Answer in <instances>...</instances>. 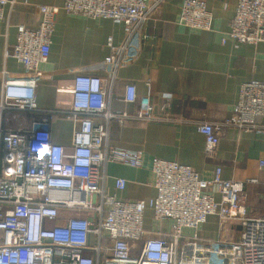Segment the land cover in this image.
Wrapping results in <instances>:
<instances>
[{
    "label": "built area",
    "instance_id": "1",
    "mask_svg": "<svg viewBox=\"0 0 264 264\" xmlns=\"http://www.w3.org/2000/svg\"><path fill=\"white\" fill-rule=\"evenodd\" d=\"M165 0H65L63 9L87 18H109L122 24L126 42L109 46L120 56L140 26ZM14 0H0V19ZM37 28L20 25L12 56L28 71H38L49 60L56 16L60 7L40 5ZM180 23L210 30L213 14L203 0H184ZM234 46L264 42V0H239L224 42ZM113 62L112 56L106 58ZM119 62V61H117ZM110 89L100 76L80 74L75 79L72 105L65 109L40 108L35 80H5L0 100V264H180V246L196 240L209 216L217 215L224 231L229 222L241 226L238 264H264V215L247 208L244 182L222 177L218 167L211 178L190 165L154 157L151 170L157 194L149 200H126L106 190L107 166L133 168L145 164L142 150L115 146L109 140L112 121L149 120L155 116L148 95L138 96L126 86L124 100L139 103L137 112L111 108ZM170 106L167 102L164 110ZM74 123L69 147L51 138L54 116ZM169 115H163L166 119ZM100 117L103 121L98 122ZM264 81L241 85L231 116L221 122H201L206 152L213 156L228 127L264 133ZM19 121L18 127L10 126ZM264 167V159L260 161ZM248 182H258L251 178ZM117 190L127 179H115ZM217 194L219 197L217 198ZM154 220H170L169 237H147L145 213ZM189 232V233H188ZM224 235V234H222ZM221 242H227L222 236Z\"/></svg>",
    "mask_w": 264,
    "mask_h": 264
},
{
    "label": "crops",
    "instance_id": "2",
    "mask_svg": "<svg viewBox=\"0 0 264 264\" xmlns=\"http://www.w3.org/2000/svg\"><path fill=\"white\" fill-rule=\"evenodd\" d=\"M65 0H14L0 19V100L5 80H35V99L43 109H65L74 99L75 79L80 74L100 76L110 89L111 108L134 113L139 103L125 102L126 86L134 83L138 96L148 95L157 118L129 119L110 126L111 144L142 150L145 164L133 168L120 163L107 166L106 190L126 200H149L157 194L151 160L159 157L190 165L202 176L211 178L216 169L222 177L244 182L247 208L252 215H264V133L228 127L223 131L213 156L206 152V138L199 131L201 122H221L231 116L241 85L256 79L264 81V42L234 46L224 42L239 0H203L213 14L210 30L192 29L180 23L184 0H165L136 31L120 56L109 46L126 42L122 24L109 18L91 19L70 14L62 7ZM40 5L60 7L49 60L38 71H28L12 56L18 28H37ZM112 56L113 62L106 58ZM119 61V62H117ZM170 106L163 109L166 103ZM169 115L166 119L163 115ZM98 122L103 120L98 117ZM259 123L264 125V118ZM10 126L18 127L19 121ZM74 123L56 115L51 125L54 142L69 147ZM127 179L117 190L115 179ZM258 178V182H248ZM219 195L217 194V198ZM147 237H169L170 220L156 222L153 210L145 213ZM189 233V232H188ZM224 234L227 242H221ZM241 226L229 222L224 231L217 215L209 216L196 240L186 238L180 246V264L203 261L238 264Z\"/></svg>",
    "mask_w": 264,
    "mask_h": 264
},
{
    "label": "rangeland",
    "instance_id": "3",
    "mask_svg": "<svg viewBox=\"0 0 264 264\" xmlns=\"http://www.w3.org/2000/svg\"><path fill=\"white\" fill-rule=\"evenodd\" d=\"M193 264H201L199 262H196V258L194 257L193 260L191 261ZM239 262V261H238ZM202 263L204 264H221L220 262L218 263L217 260H213V262H209V261H203ZM229 264H234L233 262L229 263Z\"/></svg>",
    "mask_w": 264,
    "mask_h": 264
}]
</instances>
